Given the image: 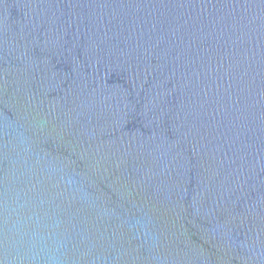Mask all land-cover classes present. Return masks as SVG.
Instances as JSON below:
<instances>
[{
	"label": "water",
	"instance_id": "95a60500",
	"mask_svg": "<svg viewBox=\"0 0 264 264\" xmlns=\"http://www.w3.org/2000/svg\"><path fill=\"white\" fill-rule=\"evenodd\" d=\"M0 264H264V0H0Z\"/></svg>",
	"mask_w": 264,
	"mask_h": 264
}]
</instances>
